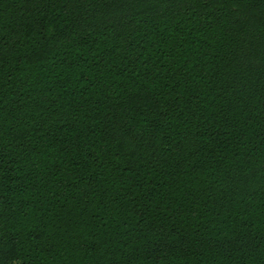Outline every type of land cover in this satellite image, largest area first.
<instances>
[{"label": "trees", "instance_id": "obj_1", "mask_svg": "<svg viewBox=\"0 0 264 264\" xmlns=\"http://www.w3.org/2000/svg\"><path fill=\"white\" fill-rule=\"evenodd\" d=\"M0 264H264V0H0Z\"/></svg>", "mask_w": 264, "mask_h": 264}]
</instances>
